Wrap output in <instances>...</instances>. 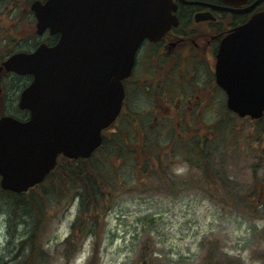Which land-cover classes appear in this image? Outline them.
<instances>
[{
	"label": "rangeland",
	"instance_id": "374dc122",
	"mask_svg": "<svg viewBox=\"0 0 264 264\" xmlns=\"http://www.w3.org/2000/svg\"><path fill=\"white\" fill-rule=\"evenodd\" d=\"M32 1L0 0V25L6 26L13 37L23 35L21 43L26 48L34 44V39L29 36L35 34V24L30 22L32 16L28 12ZM44 38L45 35H41V40ZM4 43L0 38V46ZM11 94L14 95L7 91V96ZM219 97L222 95L219 94ZM135 106L141 107L135 111L142 114L145 122L146 118L151 120L150 129L146 131L151 138L167 144L164 152L170 151L176 142L181 141L183 144L187 139L183 136L186 135L183 133L184 127H189L190 133L202 132L204 136L210 135L212 138L216 136L213 132L217 133V129L223 127L217 134L216 146V151H225L226 154L222 164L223 177L226 179L229 176L234 189L240 190L242 195L247 196L255 186L258 192L252 198L247 199L245 196L234 199L224 185L219 182L213 184L208 178L205 179L201 167L194 166L197 162L194 156L193 165L192 160H189V164L183 158L170 162L166 157L165 161L164 152L161 155L157 149H154L156 155L159 153L165 162L155 169L163 174L162 168L167 163L174 181L170 180L172 184L164 189H143V174H138L136 168L133 170L132 167L136 162L134 157L125 151L123 155L116 156L110 153L115 131L121 133L123 130L121 134H125V131L130 130V137L134 140L138 134L132 119H119L105 130L108 133L105 152H95V160L97 163L104 161L106 164H103L113 171V178L116 177L115 169L119 167L123 180H113L115 185L118 183L120 190L114 197L107 199V205L101 211L99 226L81 237L70 257L65 255L64 242L78 214L77 200L74 199L67 207L56 212V219L44 240V248L55 257L52 264H88L95 248L98 250L96 264H203L212 246H216L220 252L218 264H228L230 261L233 264H264V119L253 121L247 117L239 118L235 114H228L223 107L202 110L201 114L171 108L152 109L149 113L150 107L145 108L147 105ZM4 107L10 113H17V109L12 106L5 104ZM0 109L5 110L2 107ZM156 112H160L159 117H165L166 120L160 122L158 117L155 120ZM180 116L190 119L184 122ZM211 118L213 132H209L211 127L206 123ZM221 118L224 123L221 122L223 125L218 127L216 122ZM181 148L186 151V155L191 154V151L187 153L189 146ZM108 152L112 154L111 157L106 155ZM182 153L179 151L178 155ZM220 158L221 155H217L214 162ZM152 175L159 177L157 173ZM135 179L138 182L134 183ZM153 181L149 180V184ZM247 202L255 205V211L254 208H245ZM6 209L4 202L0 201V257L12 250L10 217ZM20 223L17 226L19 236L25 226V223ZM143 246L146 249L145 256L141 254Z\"/></svg>",
	"mask_w": 264,
	"mask_h": 264
},
{
	"label": "water",
	"instance_id": "95a60500",
	"mask_svg": "<svg viewBox=\"0 0 264 264\" xmlns=\"http://www.w3.org/2000/svg\"><path fill=\"white\" fill-rule=\"evenodd\" d=\"M31 8L37 32L58 39L3 62L33 75L19 101L30 117L0 118V184L16 192L43 181L59 154L89 157L101 145L121 111L139 45L177 21L173 0H34ZM216 78L230 110L264 115V10L224 37Z\"/></svg>",
	"mask_w": 264,
	"mask_h": 264
},
{
	"label": "trees",
	"instance_id": "16d2710c",
	"mask_svg": "<svg viewBox=\"0 0 264 264\" xmlns=\"http://www.w3.org/2000/svg\"><path fill=\"white\" fill-rule=\"evenodd\" d=\"M28 12L32 13L30 8L28 9ZM0 30H4V28H1V25ZM56 39L57 36H55V39L53 40L56 41ZM219 107L226 108L228 114H235V116L240 118L238 114L227 108V106ZM136 113L141 118V124L137 130L136 124L133 121V126H135L136 132L138 133L135 140L131 139L130 130L125 131V134H121L124 133L123 130H121V133L115 131L112 134L113 143L111 142L112 146L109 150L110 153H114L115 156L123 155L125 151L129 153V156L134 157L136 162L132 167L133 170L136 168L138 174H143L142 181L144 182H141V179L139 180V182L142 183L143 189H151V187L164 189L167 188L169 184H172L169 183L173 178L170 177L167 163L164 164L165 169L162 168L163 170L161 172H163V174L158 173V170L155 169L158 165L159 167L163 166V162L167 161L166 158L170 159V162H172L173 159L179 160L182 158L185 161L192 160V163L189 161V164L191 163V165H193L194 161L192 156H194L197 161L194 166L201 167L205 179L208 178L213 184L219 182L224 185L227 192L234 196V199L245 198L246 195H242L243 193L240 192V190L234 189L229 176L226 179L223 177L224 170L222 164L225 159L223 157L226 154L225 151H216L218 143L217 134L223 130V127L217 129V133H215L212 131L213 123L206 122L209 124V127H211L209 132H213L214 135H216L215 138H212L210 135L204 136L202 132H198V134L190 133V128L184 127L183 133H186V135L182 134L187 139L183 141V144L180 143L181 141L179 143L176 142L174 146L171 147L170 151L164 152L166 151L167 144L158 141L153 137L151 138L149 132H146L150 129L149 124L151 120L149 121V119L146 118L147 120L145 122L142 114L140 115L137 111ZM159 114L161 113L157 112L158 116ZM158 118L160 122L166 120L165 117ZM247 118L253 121H259L264 119V115L257 119H252L250 117ZM221 122L222 118L220 121L216 122L218 127L223 125L222 123L224 122ZM234 129L236 130V128ZM107 137L108 133L104 131L103 144L95 152L101 150L103 153L105 152L104 145L107 143ZM151 141H153V143ZM123 145L125 146L122 149ZM182 146H189L188 150L186 149L187 153L188 151H191L190 155L187 154L189 156L188 158L186 157V151L181 148ZM154 149H157L160 154L161 152H164L165 156L163 159L165 161L162 160V156H160L159 153L156 155ZM179 151L184 152L182 153V155H184L183 157L182 155H178ZM95 152L87 158H69L60 155L57 165L47 175L46 179L27 191L16 192L4 189L0 185V201L4 202L7 207L6 211L8 216L10 217L9 227L12 245V250H10L7 255L0 257V264H52L55 257L44 248L46 234L48 233L50 225L56 219V212L58 213L62 207H67L74 199H76L78 203V214L74 223L71 225L70 234L64 242L66 245L64 248L65 255L70 257L76 250L81 237L84 234L88 235L93 232V229H97L100 223L101 211L106 207L107 199L109 200L111 197H114L115 193L120 190L118 183L115 185L116 182L114 180L118 179V181H120L123 179L119 167L115 169L114 174L116 177L113 178V171L109 166L105 165L106 163L104 161L103 163L105 164L97 163V160H95ZM107 154H109V152L106 153V155ZM217 155H221V158L219 161L214 162ZM107 156L111 157L112 154ZM155 173H157L159 177L152 175ZM151 179H154L155 181H153L152 184H149V180ZM137 180L138 179H135L134 183L138 182ZM255 192H258L256 186L252 191H249L246 196L247 199L254 197ZM244 206L245 208H254V211L256 209L253 203L247 202ZM19 222L22 224L25 223L21 236H19L17 227ZM80 233H82L81 236ZM145 250L146 249L143 246L141 254L144 256L146 253ZM97 252L98 250L95 248L92 259L88 264H96L95 257ZM219 257V250L216 246H212L207 251L203 264H218V261H220ZM228 264L233 263L230 261Z\"/></svg>",
	"mask_w": 264,
	"mask_h": 264
},
{
	"label": "flooded vegetation",
	"instance_id": "af4514ba",
	"mask_svg": "<svg viewBox=\"0 0 264 264\" xmlns=\"http://www.w3.org/2000/svg\"><path fill=\"white\" fill-rule=\"evenodd\" d=\"M173 1L176 4L173 10L176 23L157 39L145 38L141 42L131 74L123 80L125 95L117 121L132 118L137 130L141 118L135 110L141 107L136 108L135 105H147L145 108L150 107L149 113L152 109L171 108L201 114L206 109L227 106L226 91L216 78L221 43L225 36L246 23L253 14L264 10V0ZM30 14V22L35 24V34L29 35L30 39H34V44L27 48L22 47L23 35L13 37L6 26L1 25L4 30L0 31V38L5 43L0 46V108L5 109L6 104L17 109V113L0 109V117L9 114L21 120L29 118V110L21 108L19 101L23 90L33 80L30 73L6 69L3 61L16 52L35 50L42 41L52 43L57 36L48 31L39 34L35 14L33 11ZM41 35H45L43 40ZM7 91L14 95L7 96ZM157 116L156 112L155 120ZM180 117L184 122L188 118ZM209 122L213 123L212 118Z\"/></svg>",
	"mask_w": 264,
	"mask_h": 264
}]
</instances>
